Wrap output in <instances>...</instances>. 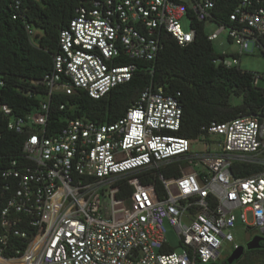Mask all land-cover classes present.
Returning <instances> with one entry per match:
<instances>
[{
	"label": "built area",
	"instance_id": "2783aa9c",
	"mask_svg": "<svg viewBox=\"0 0 264 264\" xmlns=\"http://www.w3.org/2000/svg\"><path fill=\"white\" fill-rule=\"evenodd\" d=\"M222 1L85 0L76 9L60 33L53 71L34 82L46 90L39 110L14 117L0 105L8 130L25 136L17 158H0V264H221L224 244L233 252L241 247L233 235L238 222L264 236L262 115L212 123L207 137L192 141L176 134L178 99L151 87L115 123L72 119L47 132L54 94L104 97L137 70L119 60L153 61L163 35L186 47L196 22L217 25L206 32L212 43L227 33L239 52L216 63L239 67L240 56L264 41V0H227L233 10L216 23L212 14ZM235 164L261 171L236 178ZM172 165L179 174L160 173ZM150 177L162 192L145 183ZM166 224L181 254L165 252Z\"/></svg>",
	"mask_w": 264,
	"mask_h": 264
},
{
	"label": "trees",
	"instance_id": "16d2710c",
	"mask_svg": "<svg viewBox=\"0 0 264 264\" xmlns=\"http://www.w3.org/2000/svg\"><path fill=\"white\" fill-rule=\"evenodd\" d=\"M83 2L85 0L0 2V82L3 83L0 105H7L12 116L22 117L39 110L46 90L34 82L53 71L60 33L69 26ZM232 10L233 5L223 0L212 14L213 21L226 22ZM193 27L197 36L186 47L179 46L169 35H163L162 49L153 61L119 60V65L134 63L137 70L131 81L118 85L100 99H92L81 91L71 96L54 94L50 100L47 132L53 133L72 119L115 123L126 115L141 93L151 87H162L165 95L178 99L183 114L176 134L192 141L207 137L212 123L249 116L264 117V91L259 88L261 78L239 67L226 68L217 64L222 57L207 39L206 24L196 22ZM260 46L259 52L264 56L262 39ZM7 123L0 113V158H17L25 136L8 130ZM231 171L234 177L240 178L255 175L261 168L235 164ZM160 173L171 177L179 174V170L172 165L162 168ZM150 178L145 183L153 184L162 192L158 179ZM131 191L118 194V198L127 197ZM174 251V248H165L166 253ZM236 263L264 264V251H246ZM221 264H226V260Z\"/></svg>",
	"mask_w": 264,
	"mask_h": 264
},
{
	"label": "rangeland",
	"instance_id": "374dc122",
	"mask_svg": "<svg viewBox=\"0 0 264 264\" xmlns=\"http://www.w3.org/2000/svg\"><path fill=\"white\" fill-rule=\"evenodd\" d=\"M187 3L189 0H184ZM217 25L212 22L206 23V32L212 33L217 29ZM182 29L184 31L189 30V23L186 19L182 21ZM214 50L217 54L222 55L223 53L231 56L232 54H237L239 49L234 44L230 43L227 38V33H223L220 38L213 42ZM240 64L239 69L243 72H248L258 75L261 79L259 80V88L264 91V56L259 51L253 53H245L239 58ZM241 99H239L240 101ZM248 220L252 221L251 216H248ZM166 228V238L169 245L174 248L177 253L181 254V243L178 239L176 231L168 224L165 225ZM254 231L245 230L241 223L238 222L237 228L233 231L235 243L239 246L246 247L247 244L253 239ZM233 253L232 244H224L221 250L223 259H226Z\"/></svg>",
	"mask_w": 264,
	"mask_h": 264
},
{
	"label": "water",
	"instance_id": "95a60500",
	"mask_svg": "<svg viewBox=\"0 0 264 264\" xmlns=\"http://www.w3.org/2000/svg\"><path fill=\"white\" fill-rule=\"evenodd\" d=\"M264 240L260 236L254 237L246 247H239L237 250H235L226 260V264H234L238 262L246 251H252V250H258L260 246V242Z\"/></svg>",
	"mask_w": 264,
	"mask_h": 264
},
{
	"label": "flooded vegetation",
	"instance_id": "af4514ba",
	"mask_svg": "<svg viewBox=\"0 0 264 264\" xmlns=\"http://www.w3.org/2000/svg\"><path fill=\"white\" fill-rule=\"evenodd\" d=\"M260 237H262L263 239H264V236H260ZM260 248L258 249L259 251H264V240H262L261 242H260Z\"/></svg>",
	"mask_w": 264,
	"mask_h": 264
}]
</instances>
